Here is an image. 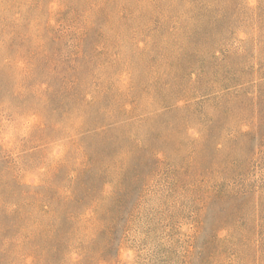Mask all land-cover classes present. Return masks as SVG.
Listing matches in <instances>:
<instances>
[{"label":"rangeland","instance_id":"374dc122","mask_svg":"<svg viewBox=\"0 0 264 264\" xmlns=\"http://www.w3.org/2000/svg\"><path fill=\"white\" fill-rule=\"evenodd\" d=\"M0 264H264V0H0Z\"/></svg>","mask_w":264,"mask_h":264}]
</instances>
